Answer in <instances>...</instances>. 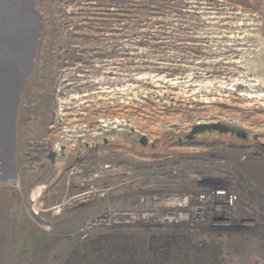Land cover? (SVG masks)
<instances>
[{
  "label": "rangeland",
  "instance_id": "374dc122",
  "mask_svg": "<svg viewBox=\"0 0 264 264\" xmlns=\"http://www.w3.org/2000/svg\"><path fill=\"white\" fill-rule=\"evenodd\" d=\"M0 85L19 117L20 181L4 189L38 200L58 173L132 195L230 187L244 202L235 227L207 239L224 264H264V200L240 168L264 156V0H0ZM24 207L40 222L38 201Z\"/></svg>",
  "mask_w": 264,
  "mask_h": 264
},
{
  "label": "crops",
  "instance_id": "0c3cea01",
  "mask_svg": "<svg viewBox=\"0 0 264 264\" xmlns=\"http://www.w3.org/2000/svg\"><path fill=\"white\" fill-rule=\"evenodd\" d=\"M13 91L0 85V264H224L221 243L202 242L173 225L101 230L84 242L68 238L66 233L108 204L140 205V194L132 195L118 185L107 188L101 177H94L95 183L106 188L105 192L82 199L78 198L81 185L70 188L68 180L60 181L59 173L48 187L42 186L44 193L36 195L34 191L38 200L12 186L4 189L18 174L17 106L12 113L4 110L12 104ZM55 163L63 166L62 162ZM240 168L248 182L264 193V156L256 155ZM4 179L7 184H2ZM133 199L135 203L127 206ZM33 200L39 202V207L33 208L40 222L34 221L24 207L25 202L32 204ZM67 201L70 205L65 207Z\"/></svg>",
  "mask_w": 264,
  "mask_h": 264
},
{
  "label": "built area",
  "instance_id": "2783aa9c",
  "mask_svg": "<svg viewBox=\"0 0 264 264\" xmlns=\"http://www.w3.org/2000/svg\"><path fill=\"white\" fill-rule=\"evenodd\" d=\"M110 175L112 180L118 182L130 177L127 172L121 176L112 173ZM19 179L20 176L13 181L19 185ZM107 181L110 182L109 178ZM86 182L83 181L81 185L86 184L89 189L86 193L79 194L78 198L90 197L103 191L92 179ZM109 186L110 184H107L106 187ZM238 199L239 195L236 190L221 186H213L204 191H189L183 196L141 194L138 199L140 205L133 207L108 205L87 218L69 234L84 242L101 230L149 223L180 227L198 240L210 235L211 238L220 241L223 238L224 230L235 227L234 215ZM210 215H212L211 222H209Z\"/></svg>",
  "mask_w": 264,
  "mask_h": 264
},
{
  "label": "trees",
  "instance_id": "16d2710c",
  "mask_svg": "<svg viewBox=\"0 0 264 264\" xmlns=\"http://www.w3.org/2000/svg\"><path fill=\"white\" fill-rule=\"evenodd\" d=\"M112 3H114V0H112ZM242 186H243L242 190L246 189V191L248 192V198H250L251 201H255L254 198H256V196H258L260 199L264 200V193L256 185H254V184H252L250 182L248 183V180L247 179H244L243 180ZM238 202H240V204L241 203H244L240 199V196H239ZM238 202H237V204H238ZM236 207H237V205H236ZM244 207H245V204H244ZM242 210H243V212L246 215L251 214L250 211L247 210V209H241L239 211H242ZM142 226H144L146 229H152L154 226H158V225H153V224L147 223V224H142ZM208 240L209 239H207V237H205L201 241L202 242H207Z\"/></svg>",
  "mask_w": 264,
  "mask_h": 264
},
{
  "label": "water",
  "instance_id": "95a60500",
  "mask_svg": "<svg viewBox=\"0 0 264 264\" xmlns=\"http://www.w3.org/2000/svg\"><path fill=\"white\" fill-rule=\"evenodd\" d=\"M205 128H215V129H219L222 131L231 130L234 132H239L242 136L246 135V133H248L247 129L244 127H234V126L222 125V124H206V125L204 124V125H198L195 127V129L197 131L204 130ZM142 141H143V143H146V137L143 136ZM55 154H56L55 151H51L49 157L54 160Z\"/></svg>",
  "mask_w": 264,
  "mask_h": 264
},
{
  "label": "bare ground",
  "instance_id": "6f19581e",
  "mask_svg": "<svg viewBox=\"0 0 264 264\" xmlns=\"http://www.w3.org/2000/svg\"><path fill=\"white\" fill-rule=\"evenodd\" d=\"M263 71V70H262ZM255 79V78H254ZM258 93V92H257ZM252 94H253V92H252ZM249 95V94H248ZM122 119V118H121ZM119 121V120H118ZM122 121V120H121ZM110 122V124H111V120L109 121ZM108 122V123H109ZM114 124V123H113ZM117 124V123H116ZM121 124H122V122H121ZM123 125V124H122ZM118 127V126H117Z\"/></svg>",
  "mask_w": 264,
  "mask_h": 264
}]
</instances>
